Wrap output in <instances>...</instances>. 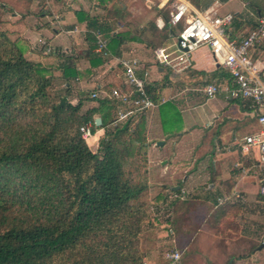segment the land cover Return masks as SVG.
<instances>
[{"label":"trees","instance_id":"obj_1","mask_svg":"<svg viewBox=\"0 0 264 264\" xmlns=\"http://www.w3.org/2000/svg\"><path fill=\"white\" fill-rule=\"evenodd\" d=\"M122 8L116 1L113 9L104 6L101 15L83 18L89 31L111 36L113 52L124 40L112 33L126 15ZM2 25L0 264H144L145 114L116 124V105L93 97L96 91L81 92L74 104V61L64 60L60 76L54 75L30 60ZM168 38L169 31L163 40ZM88 39L95 41L90 32ZM60 81L63 90L56 89ZM147 88L157 102L156 87ZM87 103L96 106L85 110ZM96 116L102 125L93 126L92 135L105 133L93 152L80 129ZM97 139L90 141L93 148Z\"/></svg>","mask_w":264,"mask_h":264},{"label":"crops","instance_id":"obj_2","mask_svg":"<svg viewBox=\"0 0 264 264\" xmlns=\"http://www.w3.org/2000/svg\"><path fill=\"white\" fill-rule=\"evenodd\" d=\"M116 1L105 0V4L101 6V0H0V16L3 29L10 33L11 39L25 50V55L30 60L56 69L55 73L58 74L55 75L61 74L60 66L64 60L70 58L74 61L78 76L71 83L72 86L76 84L80 88L79 94L77 92L78 99L80 93L85 91L99 93L103 90L110 93L116 88L127 90L122 79V70L116 66L117 59L128 57L140 60L142 68L139 74L144 76L145 72H148L150 86L156 87L158 92L157 107L145 114L150 166L154 163V158L163 159L153 155H159L157 149L165 146L169 140L174 142L175 149L172 155L175 157L171 155L168 162L171 165L179 156V161L172 168L173 171L177 170L181 173L190 171V175L186 174L182 177H185L186 181L197 182L193 175L195 172L192 171L195 164H192L191 169L185 168L186 171L183 166L190 164L188 161L192 160V155H197L199 148L209 150L210 144L212 145L210 155H204L205 151L200 155L201 158L206 156L209 160L212 158L209 165H212L210 169L213 174H216L217 170L215 165H223L219 169L221 170L219 176L216 175L217 178L219 177L218 186L214 183L217 179L208 183L210 191L217 189V204H210L209 196L212 192L204 191L206 187L202 186L203 193L195 189L190 197L191 193H184L182 185L172 184L171 191L178 201L180 199L186 202L185 215L190 220V224H186V227L182 229L180 234L182 236L176 235L174 229H171L170 233L175 241L180 237L184 240L182 264H264V199L259 192L264 171L258 167V163H254L259 152L255 149L251 155L243 156L239 145L235 148L233 147L235 143H232L235 140L236 144H239L244 136L260 129V125L251 115L249 105L229 99L226 92L219 93L213 99L207 98L200 92L208 84L227 88L231 78L230 73L215 62L208 49L193 55L194 67L190 72L179 78L176 83L168 81L166 70L155 63L152 49L158 46H172L177 29L169 26L167 22L169 14L165 9L150 6L146 1L145 6L149 10H155L154 18L150 16L153 21L149 25H139L135 32L125 27L124 20L127 19L128 22L136 19L138 14L128 5H120L118 2L117 5L123 7L126 15L117 23L112 33L124 34L123 42L118 48H114V52L109 47L112 56L107 61L96 49L94 54H90V49L94 45L96 47V42L88 39L89 32L93 31H89L83 18L85 15L98 16L97 11L104 13V6H107L109 10L113 9ZM192 1L200 9L209 7L211 4L210 0ZM224 1L229 3L228 0ZM259 1L256 7L257 13L251 12L247 15L248 22L245 23L242 19L237 20L239 17H235L233 25L229 28L232 39L247 36L260 20L264 19V0ZM51 7L59 11L58 15L54 16L55 19H59H56L55 23H52L47 13ZM243 7L247 8V4L243 3ZM218 11L220 14L232 13L235 16L242 13V10L237 12L224 10L221 6ZM168 31L169 38L163 40V36ZM103 35L109 46L111 36L108 37L104 33ZM39 38L45 39L59 54L57 52L46 54L38 43ZM263 52L264 41L250 52L253 64H256L259 69H264V55H261ZM179 99L182 100L183 111L188 113V117L185 120L181 117V123L184 124L183 130L173 135L167 132L166 126L169 118L174 117L173 102ZM93 104L96 106V103ZM163 107L165 109L162 110ZM196 112L197 118H195ZM98 117L100 116H96L95 119ZM104 133L103 129L98 130L91 139L86 141L93 152L98 150L99 140ZM96 136L98 139L94 145L95 151L90 141ZM215 140L216 142L213 143ZM159 142H163V145H159ZM216 145L223 154H216L217 159H213V150L217 149L214 148ZM182 152L186 154L185 162H181ZM248 171H255L253 175L258 181L256 197L255 195L248 197L244 190V181L250 175ZM200 177L198 176L197 179ZM194 186V188L201 187L198 184ZM184 195L185 198H183ZM237 198L242 200L236 205ZM205 252L210 253L208 255Z\"/></svg>","mask_w":264,"mask_h":264},{"label":"built area","instance_id":"obj_3","mask_svg":"<svg viewBox=\"0 0 264 264\" xmlns=\"http://www.w3.org/2000/svg\"><path fill=\"white\" fill-rule=\"evenodd\" d=\"M210 1L209 7L200 9L192 0H146L150 6L165 9L169 14V26L177 29L176 45L154 48L153 59L170 74L181 76L193 69L195 51L201 47L210 50L215 62L230 73V83L224 89L216 84H208L200 92L209 99L226 92L229 99L249 105L251 115L260 125V129L244 136L238 145L243 156H249L255 149L258 150V167L264 171V69L253 64L250 57L251 50L264 41V19L247 36L232 39L229 28L234 23L235 15L219 13L218 9L224 0ZM92 34L96 51L107 61L112 56L108 41L98 30ZM38 43L46 54L57 52L43 38H39ZM116 66L122 70V79L127 90L116 88L110 93L102 90L93 97H102L116 105V124L135 122L140 115L157 107V102L147 88L150 86V75L148 72L144 76L139 74L141 61L136 58L120 57ZM93 126H96L95 122L80 129L86 141L92 138ZM260 184L259 192L264 197V178ZM183 255V251L174 247L166 253V263L182 264Z\"/></svg>","mask_w":264,"mask_h":264},{"label":"rangeland","instance_id":"obj_4","mask_svg":"<svg viewBox=\"0 0 264 264\" xmlns=\"http://www.w3.org/2000/svg\"><path fill=\"white\" fill-rule=\"evenodd\" d=\"M146 0H117V4H126L129 6L130 9H134L135 12L138 14V17L136 19H133L131 21L127 22V19L124 20L123 23H125V27H129L130 30H133L134 32L137 30V27L139 25H149L152 19L154 18V12L155 10H149L145 6ZM223 1L221 8L223 9H229L232 12H237V10H242L241 14H238L235 17L237 20L242 19L244 22H248L246 20L247 15L257 13V8L258 7V2L259 0H234L232 3L228 0ZM243 3L247 4V8L243 7ZM133 11V10H132ZM46 12V9H45ZM48 16L52 19V23L56 22V19L54 18L55 15H58L59 11L58 9L55 8H50L47 10ZM103 12L102 11H97V15H101ZM136 14V15H137ZM152 16L153 18H150ZM2 20V17L0 16V21ZM3 23V22H2ZM52 25V24H50ZM53 26V25H52ZM3 27V25H2ZM125 29V28H124ZM173 45H176V39L175 41L172 42ZM156 48V47H155ZM203 49H208L207 47H201L197 51H195L194 54L204 52L202 51ZM153 50V49H152ZM209 50V49H208ZM264 55V52L261 54ZM53 74H58L55 73V69H53ZM165 74L168 75V81L172 83H176L179 78L183 77L184 75L181 76H176L172 75L168 72V70L165 71ZM60 76V75H57ZM56 76V77H57ZM59 84L56 86V89H61L63 90L64 83L62 81L58 82ZM73 94H72V102L74 104L77 103L78 98H77V92L79 91V86L78 85H73ZM91 92V91H90ZM92 93V92H91ZM79 94V92H78ZM174 108V114L172 118H169L168 124L166 126L167 132L171 134H176L177 132H182L184 124L181 123L182 118L184 120L188 117V113L186 111H183V103L182 100H178L176 102H173ZM95 105L93 103H87L85 110L94 107ZM177 108V109H176ZM165 109V107L162 108V110ZM195 118H197V112L195 113ZM198 123H200V120H198ZM208 131V130H207ZM176 136V135H175ZM172 137V135H171ZM102 138V137H101ZM203 142V140H202ZM201 142V143H202ZM216 142L213 141V143ZM232 143H235L233 147L237 148L236 144L237 142L235 140L232 141ZM200 147V146H199ZM212 145L210 144L209 150L207 149H198L197 155L195 154L194 156L192 155V160L190 159L188 163L189 165L183 166L185 168L191 169L192 164L194 166V169H192L193 172H195L193 175L196 177L197 182H189L185 180V177L182 178L184 175L189 174L186 172H179V171H173L172 166L176 165L177 161H179V156H177L176 161L170 165L168 162L170 158L173 156L172 154L174 153V142L173 141H168V143L165 146H160L157 151L160 153L159 155H153V157H163L162 160H159L160 158H154V163H152V166H150L149 162V156H148V150H147V156H146V167L144 168L145 171H147V180L149 183V189L148 193L146 194V198H143L144 201H146L145 204V209L147 210L146 219L143 223V230L140 236V249L142 250V253L145 255L144 258V264H167L165 255L168 251L172 250L175 246H178L180 250L185 249L183 248L184 240L178 238V240H174L173 235L171 236L169 233V229L172 228L175 230L176 235L182 233V229L186 227V224H190L189 217L185 215V209L187 208L186 202L182 201L175 197V194L171 191L172 184L173 185H182L184 187L183 191L184 193L190 194L189 196L193 194V191H199L203 193L204 188L206 187L204 191L208 192L210 189H208L209 184L212 183L214 180H216L214 183L216 184L215 186H218V179L217 176H219L221 169L223 165H215L217 170L216 174H213L211 172L210 167L212 165L210 164V160L212 159H207V156L210 155L209 153L211 152ZM217 148L216 150H213V159H217L218 155L223 154V152L219 151V148L217 145L214 147ZM93 150L96 151L95 148H92ZM204 152V155H207L206 157L201 158L202 154ZM207 151V153H206ZM223 151V150H222ZM202 152V153H201ZM218 154V155H216ZM172 155V156H171ZM199 155V156H198ZM203 155V156H204ZM185 156L186 154L184 152L181 153V162H185ZM175 157V156H173ZM259 155L255 157L254 163H259ZM196 160V161H195ZM207 161V162H206ZM224 162V161H223ZM185 163H183L184 165ZM218 164V163H217ZM186 171V169H185ZM255 171H250L248 174H250L245 182V192L247 193L248 197H252L255 195L258 190L257 184L258 181L255 180V177L253 175ZM198 176H201L199 179H197ZM194 184L201 185V187H196L194 188ZM203 186V187H202ZM261 184L259 185V187ZM213 189V188H212ZM211 189V190H212ZM215 191H210L212 194L209 196V202L210 204H217L218 203V196H217V189H214ZM209 192V193H210ZM187 195V194H186ZM187 197V196H186ZM202 198V196H199ZM185 198V195L184 197ZM242 198H237L235 199V204L237 205ZM264 215V211H263ZM186 216V217H185ZM189 216V215H188ZM188 218V219H187ZM170 222V223H169ZM182 236V235H180ZM176 239V238H175ZM210 244V242L208 243ZM206 254L209 255L210 252H205Z\"/></svg>","mask_w":264,"mask_h":264},{"label":"water","instance_id":"obj_5","mask_svg":"<svg viewBox=\"0 0 264 264\" xmlns=\"http://www.w3.org/2000/svg\"><path fill=\"white\" fill-rule=\"evenodd\" d=\"M95 124L97 127H100L102 125V119L100 117L95 119ZM159 145H163V142H159Z\"/></svg>","mask_w":264,"mask_h":264}]
</instances>
